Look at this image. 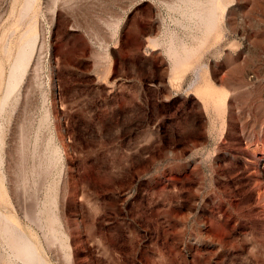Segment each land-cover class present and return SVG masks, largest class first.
<instances>
[{"label": "rangeland", "instance_id": "rangeland-1", "mask_svg": "<svg viewBox=\"0 0 264 264\" xmlns=\"http://www.w3.org/2000/svg\"><path fill=\"white\" fill-rule=\"evenodd\" d=\"M192 1L0 0V213L47 264H264V0Z\"/></svg>", "mask_w": 264, "mask_h": 264}, {"label": "bare ground", "instance_id": "bare-ground-1", "mask_svg": "<svg viewBox=\"0 0 264 264\" xmlns=\"http://www.w3.org/2000/svg\"><path fill=\"white\" fill-rule=\"evenodd\" d=\"M206 2H207V0H206ZM217 2H218V0H208L210 7H207V9H205V10L194 11L195 12L194 14L196 16L198 15L200 17L199 19H201L202 21L205 22V25H207L209 31H210V28L213 29V27L215 26L216 19L218 16L217 15V8H218ZM188 3H189V1H188ZM203 5L204 4L201 1L195 0L194 2L192 1L191 6H196V7L198 6L199 7V6H203ZM204 22H203V24H204ZM183 48H184V46H183ZM33 49H34V42L28 40L21 47L20 51L18 52L16 59H15L13 66H12V70H11V73L9 75L8 82H7V92L5 93V96H3L4 98L2 97L3 101L1 100L2 103H5V101L9 98V96H11V94L13 93L20 77L23 75L25 68L27 67V65L29 64V62L31 60V53H32ZM171 52H172V57H173V60L175 61V63L180 64V61H182V57L180 56V54L173 47H171ZM185 59H187V58H185ZM0 220H5L4 223L6 225L4 226V228L6 229L7 232H9L11 239L13 238L14 241L17 240L16 241V242H18V250H17L18 252L17 253L24 259V261L26 263H29V264H47V262L45 260H43L42 256H39V254L36 250L37 249L36 246L33 243H31L26 238L25 235H23L22 233H19L16 230V228H14L15 227L14 225H13L14 227L10 226L7 218L5 216H3L1 213H0Z\"/></svg>", "mask_w": 264, "mask_h": 264}]
</instances>
